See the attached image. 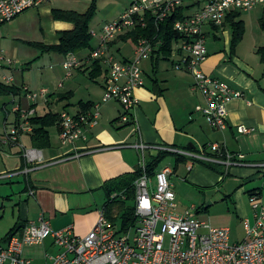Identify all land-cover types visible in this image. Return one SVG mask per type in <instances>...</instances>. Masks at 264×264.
<instances>
[{
  "label": "crops",
  "instance_id": "0c3cea01",
  "mask_svg": "<svg viewBox=\"0 0 264 264\" xmlns=\"http://www.w3.org/2000/svg\"><path fill=\"white\" fill-rule=\"evenodd\" d=\"M91 2L92 0H41L37 6L0 25V54L4 57L0 80L5 82L3 77L6 76L10 78L9 84L20 88V94L10 96L11 101L16 102L20 109L34 108L38 114L39 103L38 99L34 101L28 98L23 91L24 87L29 90L30 87L25 82L17 63L25 62V67L29 68L46 53L52 57L60 56L57 60L63 68L64 54L54 51L43 52L37 45L57 44L58 32L73 29L71 22L55 19L53 10L84 12ZM263 9L264 3L249 10H232L227 14L226 18L239 12L234 20H241L244 25L243 35L235 44L231 43L232 31L225 22L226 18L221 25L208 24L204 27L207 56L202 63L203 71L227 81L232 88L242 92V96L233 98L227 104V126L224 129L211 127L204 115L196 109L197 105H204L203 97L192 90L193 79L190 72L174 68L175 56L171 55L167 60L171 63L169 67L174 71L173 74L162 79L154 75L150 78L151 84H147L144 77V86L134 91L138 103L127 123L119 119L122 108L117 102H101L103 93L101 83L100 97L84 100L93 102L90 110L95 104H99L97 124L88 127L84 140L65 145L66 148L50 146L45 152V149L33 147L29 134L31 130L18 134L17 141H12L8 136L11 129L0 134V240L2 241L16 224L25 226L29 222H37L40 216L49 220L53 229L72 225L76 235L87 234L96 224L99 210L107 200L103 185L141 167V151L136 147L140 143L147 146L144 151L145 161L160 150L174 152L171 153L174 157V166H168L169 178L180 174L184 181L187 182L189 179L191 184L198 188H214L230 174L242 178L243 184L232 192L223 195L219 193L220 197L216 198L233 206L232 210L243 227V219L252 217L249 191L257 189L259 199L264 205L263 187L244 186L256 178L254 176L258 172L257 169H263L264 176V168L256 166L264 164V61L258 53V49L264 46V31L259 24ZM125 33L118 34L116 38ZM209 37L212 42L208 46ZM127 41L113 40L110 49L115 48V51L120 52V47L117 46ZM131 51L133 58L134 45ZM132 58L122 56L119 59ZM9 60L12 62L9 63ZM145 62H148L153 73H156L151 58ZM158 66L159 62L156 68ZM168 71L165 69L163 72ZM143 74L145 75L146 71ZM58 87H63L61 82ZM62 94H67L70 98L74 91L68 89L59 96ZM48 99L50 102L53 101L52 97ZM42 103L44 113L53 105L43 100ZM62 111L68 109L63 108ZM77 112L76 106L73 114ZM240 125L249 128V131L239 132ZM214 143L221 146L223 153L228 151L234 156L242 154L243 164L224 163V157L219 152L210 151V145ZM29 146L30 149L40 152L41 161L29 162L26 159L24 148ZM190 153L204 154L214 160H199ZM205 163L217 166L220 171L223 168L224 170L215 171L208 168ZM156 171L155 169L154 172ZM20 179L25 184L23 190L26 196L8 191L11 183L20 182ZM243 194L246 196L248 208ZM195 206L198 219L209 223L202 214L209 211L211 203ZM187 208L185 207L184 211ZM8 209L12 218L4 222ZM244 235L245 233L240 240ZM48 239L50 238L40 245L25 246L23 255L33 261L30 256L36 252L34 249L42 248L45 256H48L46 253ZM49 245L57 247L53 245L51 239Z\"/></svg>",
  "mask_w": 264,
  "mask_h": 264
},
{
  "label": "built area",
  "instance_id": "2783aa9c",
  "mask_svg": "<svg viewBox=\"0 0 264 264\" xmlns=\"http://www.w3.org/2000/svg\"><path fill=\"white\" fill-rule=\"evenodd\" d=\"M41 0H0V25L12 20L25 10L35 7ZM264 0H136L124 9L118 20L105 24L98 36V45L87 58L97 59L105 67L101 102L115 101L121 108L119 119L127 123L138 100L134 95L137 88L144 86V72L141 63L150 58L161 41L154 45L147 38L134 43V59H119L110 49V42L116 34L145 27L149 20L155 24L163 22L182 8L183 17L176 19L173 30L181 36L173 41L171 55L175 56V69H185L193 77L192 90L201 94L204 105H197L208 124L216 129L227 126V104L242 96L241 90L234 89L220 78L205 73L202 63L207 56L204 27L208 24L221 25L232 10H249ZM92 36L96 35L91 31ZM4 57L0 54V69ZM12 61L9 60V63ZM80 64L73 52L64 54L63 69L69 76ZM6 83L10 78L4 76ZM32 100L47 102L49 90L39 91L23 88ZM99 104L90 111L60 112L58 132L63 145L86 138L88 127L96 125ZM18 123H14L8 136L17 141L22 131H30L28 118L36 114L34 108L20 109ZM21 119H24L22 122ZM245 133L249 128L238 126ZM136 147L141 151L142 175L134 181V224L120 230L101 208L94 227L84 236L76 235L73 226L53 229L49 220L40 216L37 222L27 223L7 241H0V264H33L23 255L25 246L42 244L47 238L57 246L58 252L50 256L49 264H264V205L258 192L249 194L252 217L243 219L244 238L230 241L227 227L213 226L196 216V206L191 205L184 212L176 211V194L169 181L170 168L157 170L154 176L145 172L144 151L146 145ZM157 149V148H154ZM210 151L219 152L227 165L243 164L242 154L232 155L221 151L217 143L210 145ZM199 160H214L204 154H192ZM29 162L41 161L36 149L25 151ZM248 165V164H246ZM256 166L264 168V164ZM112 194L110 198H114ZM120 198L125 199L123 193Z\"/></svg>",
  "mask_w": 264,
  "mask_h": 264
},
{
  "label": "rangeland",
  "instance_id": "374dc122",
  "mask_svg": "<svg viewBox=\"0 0 264 264\" xmlns=\"http://www.w3.org/2000/svg\"><path fill=\"white\" fill-rule=\"evenodd\" d=\"M136 0H97V11L95 12L94 16L90 20V30L94 31L96 35H93L91 40V49H83L76 53L78 58L84 57L85 55H90L92 49H95L98 45V36L101 34V28H103L104 24L107 22H111L114 20H118L121 13L124 11L129 4ZM244 15V14H243ZM249 27V24H247ZM129 31V30H128ZM118 34L112 39L115 40ZM248 39H246L247 41ZM111 41V42H112ZM245 41V42H246ZM110 42V43H111ZM212 42L210 37L208 38V46ZM134 43L131 40L127 42H121L117 47H120V52L115 51V48L111 49L115 53L118 58L127 57L132 58V48ZM90 51V52H89ZM60 56L52 57L49 54H43L39 60L34 62L29 68L25 67V62L19 61L17 63L18 69L21 70L22 75L25 79V82L28 83L30 90L32 91H39L40 88H47L51 95L52 99L56 100L60 93L66 92L68 89H72L74 91V95L70 98L63 99L59 102H54L53 105L49 106V108L53 112L62 111L64 106L68 109L70 113L75 112L77 102L79 100H86L89 98H99L101 93V81L102 79L99 78L97 81H91L88 78L87 73H83L82 71L77 70L74 68L71 72V76L67 75V72L61 67V63L57 60ZM173 58V57H171ZM134 59V55H133ZM175 59V57H174ZM15 61V60H14ZM17 61V60H16ZM23 63V64H22ZM22 66L20 67V65ZM143 68V71H146L144 77H146L147 84H151L150 78L154 77V75L158 76L162 79L165 76H170L173 74L174 71L170 70L171 63L168 60H162L159 62V66L155 68L156 73H153L152 67L149 66L148 62L143 61L140 65ZM52 67V68H50ZM167 69L169 70L167 73L163 71ZM21 73L20 71H18ZM18 73V76H19ZM1 79V78H0ZM193 79V77H192ZM1 81V80H0ZM62 83L63 87L59 88V83ZM193 83V82H192ZM12 97L10 96H0V134H4L9 132L11 126L15 121V111L13 107L17 104L16 102L13 103L11 101ZM18 101V100H17ZM52 101V100H51ZM37 102L39 103V110L38 114L42 115L44 113L42 99H38ZM47 107V109H49ZM50 140H51V147H64L65 145H69L72 143H67L63 145L60 141L58 131L55 128L50 129ZM81 141V139L79 140ZM31 146L24 148V151L30 149ZM48 150L45 149V152ZM165 166H174V157L172 154H167L163 157L157 166L155 167L156 170L163 168ZM181 167V166H179ZM184 168V167H183ZM222 171L224 170L221 169ZM257 173H255L256 177L252 182L245 184L246 188L251 187H263L262 197H264V176H263V169H257ZM171 184H173V190H175L177 194V209L178 212H183L185 207H190L191 205H198V204H208L211 203V207L208 212L203 213L202 215L208 219L211 225L215 226H227L230 229V237L231 241L240 240L243 237V227L242 224L239 223L236 214L234 212L233 206L230 203H224L219 201L218 194L220 193L223 195L224 193L232 192L236 189L240 184H243V179L239 178L234 174H230L225 177L221 184L215 186L214 188H198L191 184L190 180L184 181L180 174L178 176H173L169 178ZM25 184L22 179L20 182L11 183V188L8 191H13L15 193H20L19 195L26 196L24 193L23 188ZM15 198L17 197L14 196ZM218 197V198H216ZM243 199L245 201L246 207L248 208V204L246 201V196L243 194ZM10 209H8L4 222L8 219L12 218L10 213ZM118 212L117 208L113 209V215ZM36 215V214H35ZM14 216H16V209H14ZM201 216V217H203ZM116 223L120 226L121 220L117 219ZM50 239L46 241V245L48 248L46 253L48 256H45L44 249H34L36 250L35 253L31 254V258L33 259V264H48L49 257L54 256L59 250L57 247H51L49 245ZM40 250V251H39ZM27 253V251H26Z\"/></svg>",
  "mask_w": 264,
  "mask_h": 264
},
{
  "label": "trees",
  "instance_id": "16d2710c",
  "mask_svg": "<svg viewBox=\"0 0 264 264\" xmlns=\"http://www.w3.org/2000/svg\"><path fill=\"white\" fill-rule=\"evenodd\" d=\"M96 11L97 0H92L88 9L84 12L58 9L53 10L52 13L55 19L71 22L73 24V29L58 32L59 42L57 44H38L37 46L41 48L43 52L54 51L60 54H65L67 52L78 53L83 49H91V40L93 36L91 34L89 24ZM238 13L231 14L226 18L225 21L229 24L232 31V44H235L237 41H239L244 32L243 22L241 20H234ZM182 17L183 10L182 8H178V11L176 13L169 16V18L165 19L163 22L155 24L154 20H149L145 27L138 26L137 28L129 30L121 37L119 36L118 38H116L114 42H117L119 40H131L133 43H135L139 38H147L154 45H156L158 41H161V45L154 49L150 57L153 62V70H155L156 64H158V62L170 58L171 46L173 44V41L178 40L181 36L177 31L173 30V23L176 19H181ZM259 24L261 29L264 31V9L261 17L259 18ZM112 43L113 42L110 43L111 46ZM258 53L261 55V59L264 61V46H261L258 49ZM88 54L80 58V64L75 68H77V70L79 71H82L83 73H87L88 78L91 81H97L99 78H101V83H103L104 73L106 71L105 67L97 59L89 60V62H86L87 58L89 57ZM18 94H20L19 87L0 81V96H15ZM49 97H51V94L48 96V98ZM66 98H68L67 94H62L58 96L56 100L54 99L50 102L48 99L47 102L50 105L54 102H59ZM92 105V101L79 100L77 102L78 112L89 111ZM64 109H66V106H64ZM15 114L16 117L14 122L18 123L20 119V113L18 111H15ZM28 121L31 126V131L29 132V134L33 147L38 149L49 148L51 146L50 129L55 128L57 131L60 130V112H53L51 109H49L42 115L34 114L33 116L28 118ZM171 153L174 154V152L170 150H160L157 151V154L150 155L147 161H145V172L149 176H153L155 174V167L157 166L159 161L167 154ZM205 165H207L210 169L222 172L218 168H216L217 166L208 163H205ZM142 173L143 169L139 167L133 173L119 176L103 185L107 200L105 201V204L102 208L105 212V215L113 223H116L117 219L121 220L119 226L120 230H126L134 224L135 186L133 183L142 175ZM255 191L259 193L257 189L249 191V193ZM114 193L116 194L114 198H110ZM122 193L125 196V199L120 198V195ZM114 208L118 209V212L115 214V216L113 215ZM23 227L24 226L22 225L16 224L9 230L2 241H7L13 234L21 231Z\"/></svg>",
  "mask_w": 264,
  "mask_h": 264
}]
</instances>
